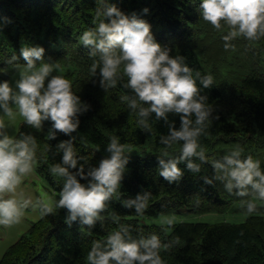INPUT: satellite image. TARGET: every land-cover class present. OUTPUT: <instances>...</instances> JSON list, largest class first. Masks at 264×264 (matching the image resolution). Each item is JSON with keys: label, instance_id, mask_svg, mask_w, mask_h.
<instances>
[{"label": "trees", "instance_id": "1", "mask_svg": "<svg viewBox=\"0 0 264 264\" xmlns=\"http://www.w3.org/2000/svg\"><path fill=\"white\" fill-rule=\"evenodd\" d=\"M125 14L135 13L138 18L151 25L154 39L171 49L170 55L186 57V63L201 72L211 74L214 85L202 89L208 102L213 105L216 117L200 137L210 158H219L237 144L244 149V156L259 159L264 148V38L250 41L243 37L231 41L233 47L225 49L228 28L215 29L205 21L199 11L200 0H107ZM102 7L98 0H0V81L24 68L20 57L9 63L13 55L19 57L25 44L40 45L45 49V61L55 62L62 72H54L70 80L73 91L83 102L90 105L80 115L74 146L88 164L98 166L108 155L105 147L112 135H118L128 150L147 146L144 155L132 156L123 175L120 199H113L105 210L103 227L97 223L91 233L87 226L73 222L69 227L64 222L65 210L56 215L41 217L27 232L9 246L0 259V264H88L87 254L94 240L106 239L110 231L118 226L110 220L111 214H118L121 222L133 226V236L155 233L162 243L171 245L161 250L165 264H264V207L248 214L240 223H186L171 226L169 234L160 226H148L138 222L140 217L159 215L163 212L186 208L204 214L223 209L229 197H239L220 187L219 181L205 185L202 176L213 175L210 163H204L200 173L185 169L181 181L168 184L159 175L157 156L164 149L160 136L168 134L163 120L150 119L152 131L146 132L136 124L137 116L121 100L130 94L122 83L105 91L100 87L99 76L92 75L91 64L98 57H91L89 49L80 43L84 30L95 27L96 9ZM148 8L147 14L142 9ZM39 63V62H37ZM98 71V70H97ZM127 77H124L126 82ZM199 84V81H197ZM178 128V114H169ZM51 121H44L42 131L32 129L25 123L21 132H31L38 141L36 173L42 176L55 192L62 187V181L50 172L52 164L61 159L56 144L69 137L57 130L54 140H47ZM149 139H151L149 141ZM149 143V144H148ZM45 144L52 148L44 154ZM99 146V151H96ZM179 154V145L169 149ZM82 163L84 161H81ZM264 167V166H263ZM264 169V168H262ZM83 182V181H81ZM150 191L152 197L143 216H137L134 209L122 206V200L133 198L137 193ZM238 197V198H236ZM240 210H244L242 205ZM179 238V243H175Z\"/></svg>", "mask_w": 264, "mask_h": 264}, {"label": "clouds", "instance_id": "2", "mask_svg": "<svg viewBox=\"0 0 264 264\" xmlns=\"http://www.w3.org/2000/svg\"><path fill=\"white\" fill-rule=\"evenodd\" d=\"M98 3L102 7L96 9L95 27L83 31L80 43L89 49L91 57H98L90 71L93 77L99 76L102 89L108 91L123 82V88L131 90L121 100L136 114V124L141 130L152 131L153 114L156 120L167 124L168 134L160 136L165 147L157 156L160 177L168 184H178L185 169L200 173L202 165L210 163L213 175L202 176L203 183L213 185L219 181L230 194L254 196L242 201V207L247 214L256 212L258 202H264L261 161L251 155L244 156V149L238 144L219 158H210L200 142L216 118L213 105L202 94V89L213 87L214 77L194 71L186 63V57L170 55L171 49L154 39L146 20L135 13L125 14L107 0ZM142 11L147 14L149 9ZM199 11L215 29L227 26L228 32L222 37L225 49L233 47L231 41L239 37L250 41L264 38V0H200ZM44 53L40 45L25 44L19 57L13 55L8 61L12 63L22 57L25 66L19 79L0 81V227L20 224L28 210L46 217L64 209V222L69 227L78 222L91 233L98 222L103 227L109 202L120 199L130 151L127 144L121 143L120 136L112 135L105 147L108 155L98 166L88 164L78 154L72 133L77 131L79 117L90 105L72 90L70 80L53 74L59 65L45 61ZM17 113L37 131H42L44 121H51L48 141L56 138L57 130L69 137L56 144V152L62 155L50 168L51 174L62 181L58 197L46 192L34 197L22 187L25 178L35 171L39 145L31 132L9 134L10 123L5 117L15 120ZM170 113L179 115L178 128L175 121L169 120ZM176 145H179L178 155L169 151ZM51 148V144H45L44 154ZM181 163L185 169L179 167ZM151 197L150 191L139 192L122 200V206L143 216ZM110 220L118 228L110 231L106 239L92 242L88 264H165L160 253L171 245L162 243L155 233L134 237L133 226L121 222L118 214H111ZM164 223L171 226L174 218L166 217ZM174 242L179 243V238Z\"/></svg>", "mask_w": 264, "mask_h": 264}, {"label": "rangeland", "instance_id": "3", "mask_svg": "<svg viewBox=\"0 0 264 264\" xmlns=\"http://www.w3.org/2000/svg\"><path fill=\"white\" fill-rule=\"evenodd\" d=\"M226 27V26H224ZM62 68H59L55 72H62ZM22 71V70H21ZM15 72L11 74L8 78V81L14 82L15 80L19 79L20 72ZM6 121L10 123V127L8 129L10 135H17L19 127L24 124L23 118L17 113L15 120L9 121V118L5 117ZM151 139H149L150 141ZM149 144V143H148ZM147 146L143 148L134 147L130 149V155L137 156V155H144L145 150H148ZM259 159L261 161V167L264 168V148L260 149ZM257 159V157H256ZM22 187L27 191L34 195V197L39 196L41 193H48L49 195H54L58 197V192H55L51 185L39 174L36 173V169L33 174L29 177L25 178V181ZM220 187H224L222 183H220ZM229 201L225 205V207L219 211L215 212H208L204 214L195 213L193 211H189L186 208H182L179 210L170 209L162 214L153 215L149 217H140L138 222L141 224H145L148 226H160L169 234L171 231V226L186 222V223H208V224H215V223H222V222H229V223H240L245 221L248 217V214L244 210H240L239 206L242 205V201L240 199H233L230 196ZM250 197H254L251 196ZM238 198V197H236ZM258 206L264 207V202H258ZM62 209L59 210L61 212ZM264 218V213H259ZM166 217H173L174 224L169 226L164 223V219ZM40 218L38 211L28 210L22 220V222L18 225H14L11 228H2L0 227V259L4 255L6 249L11 246L14 242L17 241L21 236H23L28 228L38 219Z\"/></svg>", "mask_w": 264, "mask_h": 264}]
</instances>
